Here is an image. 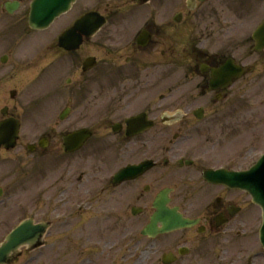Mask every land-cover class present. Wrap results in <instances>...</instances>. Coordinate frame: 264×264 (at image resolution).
Listing matches in <instances>:
<instances>
[{
  "label": "flooded vegetation",
  "instance_id": "flooded-vegetation-1",
  "mask_svg": "<svg viewBox=\"0 0 264 264\" xmlns=\"http://www.w3.org/2000/svg\"><path fill=\"white\" fill-rule=\"evenodd\" d=\"M31 1L0 0V85H18L26 72V84L34 86L46 74L48 102L63 106L34 142L24 144L32 145L38 158L63 152L69 171L74 163L81 169L96 162L95 194L83 192L87 175L71 178L77 185L64 188V206L85 193L75 213L83 214V204L95 205L99 216L92 227L99 239L85 236L82 247L90 242L111 264L142 258L141 264H164L165 255L172 264H210V238L247 236V215L257 234L261 209L243 191L211 185L204 178L210 154L201 155L193 143L222 126L229 119L224 116L227 105L264 79V47L254 36L264 21V0H78L46 34L26 25ZM14 5L17 10L10 13ZM88 13L101 14L105 25L96 32L94 21L76 26ZM7 19L21 31L7 36ZM230 65L240 68L241 78L227 88ZM5 97L0 122L22 123L24 117L13 105L23 99L22 92L11 89ZM133 119L138 121L129 124ZM79 130L91 131L93 137L79 152L67 154L64 138ZM207 141L210 148V136ZM242 157L229 170L245 169ZM143 163L152 166L115 184L121 170ZM167 190L169 209L195 224L144 237L142 231L157 212L155 203ZM66 215L71 227L73 209Z\"/></svg>",
  "mask_w": 264,
  "mask_h": 264
},
{
  "label": "rangeland",
  "instance_id": "rangeland-1",
  "mask_svg": "<svg viewBox=\"0 0 264 264\" xmlns=\"http://www.w3.org/2000/svg\"><path fill=\"white\" fill-rule=\"evenodd\" d=\"M262 11L264 15V6ZM8 22L12 23V28ZM13 22L7 19V36L21 31L18 30L19 27L15 28L17 25ZM47 37L48 35L43 37L45 39L43 42H46ZM35 45L39 48L38 42ZM44 65L45 62L38 65L34 71L39 73ZM28 75L26 72L21 74L18 85L6 82L0 85V109L8 104L4 100L9 90L19 89L23 99H19L13 105L24 117L22 118L25 122L24 141L34 142L44 131L42 129L53 122L63 104L60 101L52 107L53 104L50 105L48 102L50 96L46 74L39 76L37 86L26 84L30 83L28 79L25 81ZM257 85L249 89L244 97L227 106V114L224 116H228L229 119L223 120L222 126H215L212 134L205 135L203 139L193 143L199 147L201 155L210 154V166L216 168L237 166L238 158L243 155L240 162L248 168L264 152V79ZM209 136L215 141L214 147L208 146ZM95 165L96 162H88L80 169L79 164L77 166L74 163L69 171L68 159L60 152L48 153V156L43 158L26 155L22 148L12 153L0 152V187L6 192L4 201L0 203V241L5 233L28 217L34 216L37 220L52 219L54 226L50 233L49 246L38 251L36 259L29 264H81V262L111 264L112 259H107L105 255L100 256L99 251L90 242L82 247L85 236L93 241L99 239L100 233L92 229L99 219L95 214V205L94 208L92 205L85 206L81 216L75 213L78 204L88 196L85 193L90 190L92 194L96 193L98 186L94 185L95 181L92 180L96 172ZM81 172L89 178L83 190L85 193L83 197L81 196L82 199L73 200L75 204L72 201L69 206H64L63 199L66 197L64 188L77 185L75 179L71 178L78 177ZM73 196L77 197V195ZM71 208L76 219L72 220L70 227L66 212ZM79 217L82 218V222L79 221ZM253 227L254 223L247 215V236L240 238L232 236L230 239H225L222 235L210 238V264H248L250 255L261 252ZM23 260H19L16 264H21ZM143 260L140 259L139 263L129 262L141 264ZM147 260L146 258L145 262ZM256 264H264V256L256 261Z\"/></svg>",
  "mask_w": 264,
  "mask_h": 264
},
{
  "label": "water",
  "instance_id": "water-1",
  "mask_svg": "<svg viewBox=\"0 0 264 264\" xmlns=\"http://www.w3.org/2000/svg\"><path fill=\"white\" fill-rule=\"evenodd\" d=\"M74 0H36L32 6V11L30 15V25L34 29H44L48 27V25L61 13L65 12L70 4ZM263 176V184H264V158L260 161V163L252 169L251 172L245 174L251 181L255 182L256 176ZM218 177L219 180L216 178ZM244 177V176H243ZM225 173L220 172L218 174L210 175L211 181L216 182H225ZM258 192V191H256ZM251 194L254 196L255 200L263 203L264 194L262 199L260 196H256L255 190H251ZM20 230L18 232L13 233L8 237L7 243L0 250V259H3L4 256L16 247L17 239L20 234ZM22 233V232H21Z\"/></svg>",
  "mask_w": 264,
  "mask_h": 264
}]
</instances>
